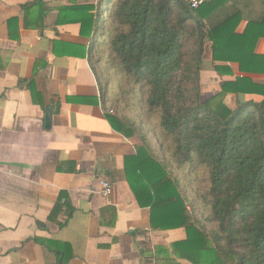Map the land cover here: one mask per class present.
<instances>
[{
  "label": "crops",
  "instance_id": "crops-1",
  "mask_svg": "<svg viewBox=\"0 0 264 264\" xmlns=\"http://www.w3.org/2000/svg\"><path fill=\"white\" fill-rule=\"evenodd\" d=\"M108 1L0 0V264H191L171 248L185 230L152 228L125 175L141 140L111 123L89 60ZM206 54L212 93L238 73Z\"/></svg>",
  "mask_w": 264,
  "mask_h": 264
},
{
  "label": "trees",
  "instance_id": "trees-1",
  "mask_svg": "<svg viewBox=\"0 0 264 264\" xmlns=\"http://www.w3.org/2000/svg\"><path fill=\"white\" fill-rule=\"evenodd\" d=\"M108 2L105 20L94 22L96 52L89 56L104 107L103 65L144 91L169 151L160 157L138 122L106 107L117 130L140 137L125 175L140 205L150 208L152 228H183L185 238L171 248L191 264H264V82L252 76L264 75V53L256 49L264 39V0H212L195 10L184 0ZM206 49L217 75L238 74L203 95ZM172 165L188 174L204 170L209 184L198 202Z\"/></svg>",
  "mask_w": 264,
  "mask_h": 264
},
{
  "label": "rangeland",
  "instance_id": "rangeland-1",
  "mask_svg": "<svg viewBox=\"0 0 264 264\" xmlns=\"http://www.w3.org/2000/svg\"><path fill=\"white\" fill-rule=\"evenodd\" d=\"M205 58L204 62L202 61L203 66L205 65V69H210V67H208L209 63L206 62L208 60L207 54ZM101 69L98 70L100 81L102 85H107L108 100L106 107L112 108L113 112L118 115L127 116L138 122L147 136L150 137L152 144L156 148L157 154L160 157L168 158L169 151H165L164 149L167 147V143L163 140V136L160 134L159 125L155 115L148 110L145 104L144 91L142 92L140 88L124 74L112 71L104 65ZM190 83L183 82L184 88L187 86L190 87L192 82ZM212 83L214 82L210 79L209 75L203 80L200 78L199 84L201 91L205 92L203 95L208 94L205 90L207 88L208 92L213 86H210ZM226 102L229 105L234 106V98L232 96H227ZM161 141L164 144L162 147L160 145ZM175 165H172L171 167L174 172L176 171L183 179V187L187 194L198 202V195L200 196L208 188L209 182L206 173L202 168H197L195 172L188 174L186 171L177 170ZM201 210L202 209H199V211ZM201 212L204 213L201 214L205 215L207 214V209L204 207ZM207 225L211 226L209 223Z\"/></svg>",
  "mask_w": 264,
  "mask_h": 264
},
{
  "label": "built area",
  "instance_id": "built-area-1",
  "mask_svg": "<svg viewBox=\"0 0 264 264\" xmlns=\"http://www.w3.org/2000/svg\"><path fill=\"white\" fill-rule=\"evenodd\" d=\"M190 7L191 10H195L200 7L202 4L212 1V0H184ZM100 184L102 186V194L104 196H109L112 192V184L106 178H102L100 180Z\"/></svg>",
  "mask_w": 264,
  "mask_h": 264
},
{
  "label": "water",
  "instance_id": "water-1",
  "mask_svg": "<svg viewBox=\"0 0 264 264\" xmlns=\"http://www.w3.org/2000/svg\"><path fill=\"white\" fill-rule=\"evenodd\" d=\"M50 123H51V116L49 113H46V115H45V126L50 127Z\"/></svg>",
  "mask_w": 264,
  "mask_h": 264
}]
</instances>
